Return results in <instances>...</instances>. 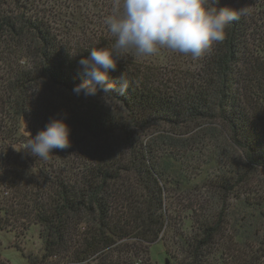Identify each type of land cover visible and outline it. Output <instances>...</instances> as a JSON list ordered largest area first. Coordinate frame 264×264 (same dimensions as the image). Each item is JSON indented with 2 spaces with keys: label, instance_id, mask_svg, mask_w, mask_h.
<instances>
[{
  "label": "trees",
  "instance_id": "obj_1",
  "mask_svg": "<svg viewBox=\"0 0 264 264\" xmlns=\"http://www.w3.org/2000/svg\"><path fill=\"white\" fill-rule=\"evenodd\" d=\"M120 3L0 0V231L20 237L39 228L42 254L14 243L27 264H156L151 250L159 243L170 264H264V236L250 240L248 223L231 231L229 200L218 214L206 208L199 215L192 238L170 239L165 195L168 185L184 186L175 147L203 132L205 144L219 134L218 121L230 167L212 185L230 195L264 177V0H210L240 16L222 42L167 64L127 54L109 73L116 91L76 95L73 88L88 79L79 60L115 43L105 19ZM40 84L61 101L51 105L52 119L71 127L70 147L53 149L47 160L13 148ZM256 189L246 202L264 218ZM219 242L229 255L214 263L209 248ZM0 264H9L1 252Z\"/></svg>",
  "mask_w": 264,
  "mask_h": 264
},
{
  "label": "rangeland",
  "instance_id": "obj_2",
  "mask_svg": "<svg viewBox=\"0 0 264 264\" xmlns=\"http://www.w3.org/2000/svg\"><path fill=\"white\" fill-rule=\"evenodd\" d=\"M129 54L131 56L133 52L130 51ZM177 54L182 53L162 48L157 54L150 56L138 55V57L142 59L147 57L146 59L154 60L161 64H167L169 61L173 62L176 59L179 60ZM188 56L189 60H192L190 59L192 55L188 54ZM183 58L186 57L183 56ZM0 72L5 73V70H0ZM34 98L36 99L35 102L37 107H35L30 116H24L22 118L20 123V135H22V137L20 142L13 144V148L14 146L18 147L22 142L30 138L29 133L35 136L40 128L43 130L52 119V113L56 114V111H51L50 107L56 104L58 99L49 85L40 84L35 91ZM57 102V105L61 103L60 100ZM163 126L164 125H161V132L164 130ZM217 127L219 131H215L219 134L214 138H209L205 144L202 143V138L204 136L203 132L202 135L198 133L190 135V140L186 147H182V144L175 147L179 155L175 161L178 166V171L183 177L184 186L175 189L172 185H168L165 191L167 210L171 219L168 228L170 231L169 236L170 239L173 238L175 241L179 239V233L186 240L192 238V235L198 230L197 220L200 219L199 215L204 214L206 208L208 209V213L219 209L210 216L218 214L220 209L222 210L225 205H227L228 201L226 200H229L228 223L232 232H234V228L241 230H243V228L245 229L248 223L249 227L254 225L253 228L255 230V238L250 240L256 242L264 236V218H261L259 216V211L246 202V196L251 195V189L257 188L256 190L259 192V197H261V194H264V177L262 174H260L259 180H256L254 186H245L242 183V190L238 188L230 195H227L224 190L217 189L212 185V180L219 176L222 170H226V168L230 167L228 163L229 160L227 159V157L230 156V150L224 149L223 142L225 138L223 135L224 133H222L220 129V121L217 122ZM153 131H150L149 134ZM150 138L151 136L146 139L149 144L152 142ZM162 146L161 141V147ZM18 153L24 152L19 151ZM161 154H163L162 148ZM56 159H59V157H56ZM173 174L176 173L173 172ZM220 184H222V182H220ZM245 214H247L248 220L245 219ZM250 215L253 217H250ZM215 219L217 220L216 216ZM16 237L15 232L0 231V252L9 264H27L28 262L22 251L14 246V243L26 252L42 254L43 244L39 238V228L37 226H32L23 235ZM238 237H236L237 240H239L241 236ZM151 251L152 260L155 261L156 264H170L171 262H175L174 259L165 253L166 248L162 243L157 244ZM209 252L214 263L224 262L229 255V252L223 248L222 242L216 244L212 249L209 248ZM55 261L56 259H54V262ZM54 262L52 264H55Z\"/></svg>",
  "mask_w": 264,
  "mask_h": 264
},
{
  "label": "clouds",
  "instance_id": "obj_3",
  "mask_svg": "<svg viewBox=\"0 0 264 264\" xmlns=\"http://www.w3.org/2000/svg\"><path fill=\"white\" fill-rule=\"evenodd\" d=\"M210 0H121L114 14L105 23L115 37L108 47H95L79 60L80 70L88 77L73 88L76 95H104L117 90L109 82L118 58L132 51L150 56L161 48L194 58L202 56L216 42H222L230 23L240 16L231 7L209 6ZM119 92L127 91L123 74L119 77ZM26 141L14 148L39 159L47 160L53 149L65 150L71 145V127L64 117L51 119L35 136L29 133Z\"/></svg>",
  "mask_w": 264,
  "mask_h": 264
},
{
  "label": "water",
  "instance_id": "obj_4",
  "mask_svg": "<svg viewBox=\"0 0 264 264\" xmlns=\"http://www.w3.org/2000/svg\"><path fill=\"white\" fill-rule=\"evenodd\" d=\"M41 130H42V129L40 128L39 131H41ZM39 131H38V132H39Z\"/></svg>",
  "mask_w": 264,
  "mask_h": 264
}]
</instances>
